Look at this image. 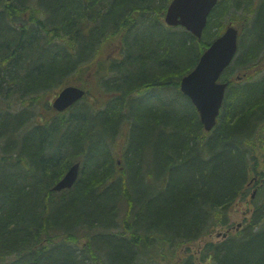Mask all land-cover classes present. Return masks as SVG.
<instances>
[{
    "label": "trees",
    "instance_id": "obj_1",
    "mask_svg": "<svg viewBox=\"0 0 264 264\" xmlns=\"http://www.w3.org/2000/svg\"><path fill=\"white\" fill-rule=\"evenodd\" d=\"M169 2L0 0V264H264V0L218 1L200 39ZM233 23L206 132L179 84ZM67 85L86 94L56 112ZM253 188L247 223L208 239Z\"/></svg>",
    "mask_w": 264,
    "mask_h": 264
},
{
    "label": "water",
    "instance_id": "obj_2",
    "mask_svg": "<svg viewBox=\"0 0 264 264\" xmlns=\"http://www.w3.org/2000/svg\"><path fill=\"white\" fill-rule=\"evenodd\" d=\"M217 0H171L164 16L166 24L181 25L200 38L211 10ZM237 49V29L228 26L200 56L194 69L180 81V90L186 95L199 113L200 122L206 131L215 123L222 104L226 82H219V76L230 63ZM85 95V90L75 86L63 87L53 99L51 106L64 111ZM79 162L72 164L52 187L54 191L70 188L78 176ZM255 190L251 194L254 197ZM240 223L237 224V228ZM228 231V230H227ZM225 232L216 236L225 237Z\"/></svg>",
    "mask_w": 264,
    "mask_h": 264
},
{
    "label": "rangeland",
    "instance_id": "obj_3",
    "mask_svg": "<svg viewBox=\"0 0 264 264\" xmlns=\"http://www.w3.org/2000/svg\"><path fill=\"white\" fill-rule=\"evenodd\" d=\"M227 18H229V20H226V21H229V23H231L232 20H230L231 16H228ZM232 22H235V21H232ZM234 24V23H233ZM235 25V24H234ZM224 28L222 29L221 32H223ZM173 102V100L171 101ZM173 105V104H172ZM166 106L168 109H176L177 107H174V106ZM181 105L182 107H184V101L181 100ZM245 201H246V197L245 198H241V199H238L236 202H235V205L232 207L231 211H230V221H229V224L227 226H230V225H236L237 223L239 222H243V224H246L247 221L249 220L250 218V213L252 212V204H250V212L248 213L247 209H246V205H245ZM243 225H241L242 227ZM226 227V226H225ZM225 227H222V229H224ZM221 229V230H222ZM218 230V229H217ZM216 230V231H217ZM215 231V232H216ZM208 239H213L215 240L216 238H213L212 237V234L211 236H209ZM194 248L196 249V246H194ZM202 264H212L210 261H207L205 263H202Z\"/></svg>",
    "mask_w": 264,
    "mask_h": 264
},
{
    "label": "bare ground",
    "instance_id": "obj_4",
    "mask_svg": "<svg viewBox=\"0 0 264 264\" xmlns=\"http://www.w3.org/2000/svg\"><path fill=\"white\" fill-rule=\"evenodd\" d=\"M218 1H220V0H218Z\"/></svg>",
    "mask_w": 264,
    "mask_h": 264
}]
</instances>
